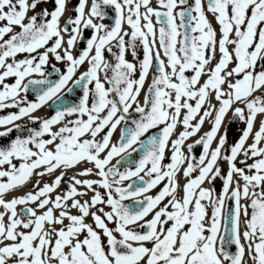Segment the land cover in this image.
Returning <instances> with one entry per match:
<instances>
[{
  "label": "snow or ice",
  "instance_id": "6c2138e0",
  "mask_svg": "<svg viewBox=\"0 0 264 264\" xmlns=\"http://www.w3.org/2000/svg\"><path fill=\"white\" fill-rule=\"evenodd\" d=\"M69 3L0 0V264H264V0Z\"/></svg>",
  "mask_w": 264,
  "mask_h": 264
},
{
  "label": "bare ground",
  "instance_id": "6f19581e",
  "mask_svg": "<svg viewBox=\"0 0 264 264\" xmlns=\"http://www.w3.org/2000/svg\"><path fill=\"white\" fill-rule=\"evenodd\" d=\"M230 116H231V113H229V117ZM227 121H228V117H226L225 123H227ZM207 127H208V125L205 124L204 129H202V130H206ZM192 139H195V137ZM34 179H36L35 176L32 177V180L25 187L21 188L17 193H14V195H19V194H22L23 192L27 191L32 186V182L34 181ZM50 179H51V177H44V180H50ZM41 182H43V181H41Z\"/></svg>",
  "mask_w": 264,
  "mask_h": 264
},
{
  "label": "flooded vegetation",
  "instance_id": "af4514ba",
  "mask_svg": "<svg viewBox=\"0 0 264 264\" xmlns=\"http://www.w3.org/2000/svg\"><path fill=\"white\" fill-rule=\"evenodd\" d=\"M75 3H76V0H71V3H69V9H71L74 5H75ZM43 6H48V7H50L51 6V0H49V4L48 5H41V7H43ZM70 14V12H66L65 13V16H67V15H69ZM63 22V21H62ZM5 111H10V110H5ZM37 115H47L48 114V109L47 108H44V109H41L38 113H36ZM0 130H2V129H0ZM13 135H15V133H13ZM34 181H35V179H34ZM43 183V182H42ZM32 187V186H31ZM30 187V188H31ZM61 187H63V184L61 185ZM29 188V189H30Z\"/></svg>",
  "mask_w": 264,
  "mask_h": 264
},
{
  "label": "rangeland",
  "instance_id": "374dc122",
  "mask_svg": "<svg viewBox=\"0 0 264 264\" xmlns=\"http://www.w3.org/2000/svg\"><path fill=\"white\" fill-rule=\"evenodd\" d=\"M243 127V124H241L240 128ZM239 135V133L237 131H234L232 134L231 132H228V137H229V140H234L237 136Z\"/></svg>",
  "mask_w": 264,
  "mask_h": 264
}]
</instances>
